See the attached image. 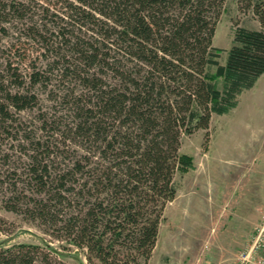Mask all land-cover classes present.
I'll return each instance as SVG.
<instances>
[{
  "label": "trees",
  "instance_id": "obj_1",
  "mask_svg": "<svg viewBox=\"0 0 264 264\" xmlns=\"http://www.w3.org/2000/svg\"><path fill=\"white\" fill-rule=\"evenodd\" d=\"M226 1L40 5L49 19L26 25L24 35L53 54L52 71L80 87L70 92L72 125L55 132L80 153L57 167L49 142H37L22 180L36 197L22 192L7 209L46 224L53 237L85 251L89 264H149L163 211L176 196L174 176L192 166L179 152L182 135L207 130L212 116L235 108L264 73V0H235L259 26L237 24L226 62L218 63L212 39ZM25 7L0 0L1 34L10 14L25 18ZM41 73L29 74L31 85L42 82ZM8 76L0 78L2 129L13 116L9 106L23 110L35 103L34 96L11 92L4 83L17 74ZM52 261L38 245L0 248V264Z\"/></svg>",
  "mask_w": 264,
  "mask_h": 264
},
{
  "label": "rangeland",
  "instance_id": "obj_2",
  "mask_svg": "<svg viewBox=\"0 0 264 264\" xmlns=\"http://www.w3.org/2000/svg\"><path fill=\"white\" fill-rule=\"evenodd\" d=\"M19 1L28 6V13L22 20L10 14L3 23L0 78L16 72L17 79L24 80L23 86L17 87L14 77L4 84L11 92L34 96L35 103L23 110L9 106L13 116L0 128V248L33 244L50 253L52 264H89L85 251L53 237L46 224L6 207L22 192L36 197L22 180L37 142H49L57 154V167H65L80 153L78 146L55 134L72 125L70 92L77 93L80 87L52 71L48 64L53 54H44L39 43L25 38L23 30L49 19L43 17L40 5L53 10L60 3ZM237 24L248 29L259 26L251 13L238 9L235 0H227L212 39V46L219 49V64L226 62ZM215 69L213 66L211 71ZM33 71L42 72L41 83L31 85ZM217 84L221 87L222 80ZM2 97L0 93V100ZM179 152L191 159L192 166L174 176L176 196L163 211L154 255L148 263L232 264L264 225V73L240 94L235 108L213 115L207 130L182 135ZM18 205L24 206L22 201Z\"/></svg>",
  "mask_w": 264,
  "mask_h": 264
},
{
  "label": "built area",
  "instance_id": "obj_3",
  "mask_svg": "<svg viewBox=\"0 0 264 264\" xmlns=\"http://www.w3.org/2000/svg\"><path fill=\"white\" fill-rule=\"evenodd\" d=\"M232 264H264V225L257 229L251 243L237 254Z\"/></svg>",
  "mask_w": 264,
  "mask_h": 264
},
{
  "label": "crops",
  "instance_id": "obj_4",
  "mask_svg": "<svg viewBox=\"0 0 264 264\" xmlns=\"http://www.w3.org/2000/svg\"><path fill=\"white\" fill-rule=\"evenodd\" d=\"M155 247H156V246H155ZM153 253H154V252H153ZM153 253H152V254H153ZM153 255H154V254H153Z\"/></svg>",
  "mask_w": 264,
  "mask_h": 264
}]
</instances>
